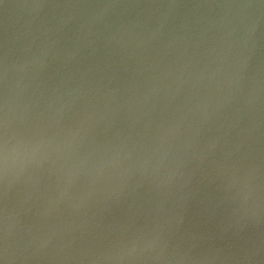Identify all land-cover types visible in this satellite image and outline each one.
I'll return each instance as SVG.
<instances>
[{"label": "water", "instance_id": "1", "mask_svg": "<svg viewBox=\"0 0 264 264\" xmlns=\"http://www.w3.org/2000/svg\"><path fill=\"white\" fill-rule=\"evenodd\" d=\"M0 264H264V0H0Z\"/></svg>", "mask_w": 264, "mask_h": 264}]
</instances>
